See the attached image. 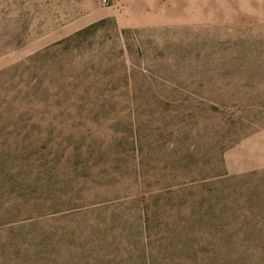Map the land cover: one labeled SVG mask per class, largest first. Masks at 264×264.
Returning <instances> with one entry per match:
<instances>
[{"label":"trees","instance_id":"trees-1","mask_svg":"<svg viewBox=\"0 0 264 264\" xmlns=\"http://www.w3.org/2000/svg\"><path fill=\"white\" fill-rule=\"evenodd\" d=\"M47 50L0 72V264H264V213L239 193L247 183L257 196L252 175L188 177L179 173L190 167L176 162L146 169L133 126L97 137L80 122L123 111L142 85L98 76L52 88L32 63ZM79 70L85 79L115 73L110 65ZM47 108L48 124L85 132L31 137L35 125L24 116ZM18 130L20 143H11ZM43 142L65 148L31 162Z\"/></svg>","mask_w":264,"mask_h":264},{"label":"rangeland","instance_id":"rangeland-1","mask_svg":"<svg viewBox=\"0 0 264 264\" xmlns=\"http://www.w3.org/2000/svg\"><path fill=\"white\" fill-rule=\"evenodd\" d=\"M88 27L67 46L51 48ZM46 49L32 63L52 88L98 76L142 85L123 111L80 120L97 137L133 126L146 169L176 162L190 167L179 173L188 177L252 175L257 196H248L247 183L239 193L264 213V0H0V72ZM106 65L113 75L79 77L80 68ZM53 109L24 116L35 125L31 137L85 132L80 124H48ZM22 137L11 132V143ZM64 148L43 142L27 158Z\"/></svg>","mask_w":264,"mask_h":264},{"label":"crops","instance_id":"crops-1","mask_svg":"<svg viewBox=\"0 0 264 264\" xmlns=\"http://www.w3.org/2000/svg\"><path fill=\"white\" fill-rule=\"evenodd\" d=\"M147 10V7H145V8H137L136 9V11L135 12H140V11H143V12H145ZM132 26H135V25H133V24H128V25H126V27H132Z\"/></svg>","mask_w":264,"mask_h":264}]
</instances>
